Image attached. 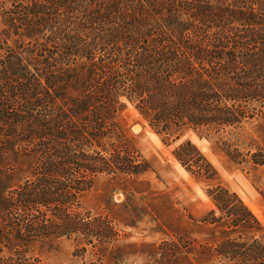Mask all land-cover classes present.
I'll return each instance as SVG.
<instances>
[{
  "label": "trees",
  "instance_id": "obj_1",
  "mask_svg": "<svg viewBox=\"0 0 264 264\" xmlns=\"http://www.w3.org/2000/svg\"><path fill=\"white\" fill-rule=\"evenodd\" d=\"M128 105L205 185L200 223L221 237L200 254L264 264L253 210L185 138L213 133L234 164L264 167L236 138L264 120V0H0V165L21 176L0 177V264H44L28 247L64 239L104 264L120 234L83 197L152 171L119 127Z\"/></svg>",
  "mask_w": 264,
  "mask_h": 264
},
{
  "label": "rangeland",
  "instance_id": "obj_2",
  "mask_svg": "<svg viewBox=\"0 0 264 264\" xmlns=\"http://www.w3.org/2000/svg\"><path fill=\"white\" fill-rule=\"evenodd\" d=\"M126 140L150 163L152 171L135 183L99 179L83 197V205L93 214L104 213L115 223L120 234L105 257L104 264H210L209 256L200 254V245H211L221 237L200 219L213 207L205 194V185L190 176L175 160L173 146H167L128 105L118 118ZM36 128V127H35ZM37 129V128H36ZM214 164L221 181L244 199L261 223L259 237L264 240V167L238 166L222 151L215 134H188ZM244 147L264 149V120L248 123L236 136ZM231 139H234L232 137ZM18 145V146H22ZM16 151V148L14 147ZM10 155L12 153L10 152ZM15 164H24V158ZM0 177L14 185L21 176L0 165ZM182 240L186 247L173 251V242ZM29 255L44 264H85L97 260L92 249L77 251L72 240L36 241L28 247Z\"/></svg>",
  "mask_w": 264,
  "mask_h": 264
}]
</instances>
